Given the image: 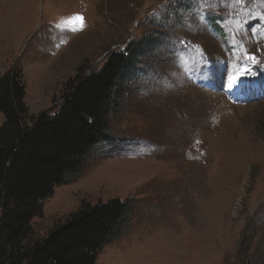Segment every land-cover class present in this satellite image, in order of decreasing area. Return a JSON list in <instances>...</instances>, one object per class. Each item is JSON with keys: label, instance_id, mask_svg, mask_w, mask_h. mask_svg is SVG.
Wrapping results in <instances>:
<instances>
[{"label": "rangeland", "instance_id": "rangeland-1", "mask_svg": "<svg viewBox=\"0 0 264 264\" xmlns=\"http://www.w3.org/2000/svg\"><path fill=\"white\" fill-rule=\"evenodd\" d=\"M143 38L151 43L121 85L112 142L53 188L27 241L82 201L132 199L97 264L212 261L183 222L210 195L226 211L221 264H264V0H0V73L22 68L28 123L57 109L77 68L87 75ZM230 76L244 88L230 90Z\"/></svg>", "mask_w": 264, "mask_h": 264}, {"label": "trees", "instance_id": "trees-1", "mask_svg": "<svg viewBox=\"0 0 264 264\" xmlns=\"http://www.w3.org/2000/svg\"><path fill=\"white\" fill-rule=\"evenodd\" d=\"M150 43L143 38L109 52L87 75L77 68L57 109L30 123L22 68L0 73V264H97L102 248L122 233L134 201L111 198L82 201L44 237L27 241L53 188L79 174L97 145L112 142L121 85Z\"/></svg>", "mask_w": 264, "mask_h": 264}, {"label": "bare ground", "instance_id": "bare-ground-1", "mask_svg": "<svg viewBox=\"0 0 264 264\" xmlns=\"http://www.w3.org/2000/svg\"><path fill=\"white\" fill-rule=\"evenodd\" d=\"M227 183L228 181H226L225 184ZM201 203L202 204L196 211L194 209H190L194 214L192 213L191 216L187 217L183 222L185 224H190L191 226L190 231L193 235L194 250L202 249V254H204V249H207L208 245L211 246L212 261L209 260L207 255H205V257L201 255L199 260L196 261H193V258H191L192 256H190V260L187 261V263L184 262L183 264H221L222 253L226 246V239L230 238L227 237L228 233L225 235V226L227 224L225 219L226 211L224 207H219L214 198L210 195H206L205 201L203 200ZM169 222L172 225L175 224L174 215H170ZM173 249L174 248L171 247L169 252L177 250V248L175 250ZM176 256L177 259H184V256H181L180 254H177Z\"/></svg>", "mask_w": 264, "mask_h": 264}, {"label": "snow or ice", "instance_id": "snow-or-ice-1", "mask_svg": "<svg viewBox=\"0 0 264 264\" xmlns=\"http://www.w3.org/2000/svg\"><path fill=\"white\" fill-rule=\"evenodd\" d=\"M77 19H80L79 17H77ZM251 59H255L254 57H250ZM244 82L241 81L238 77L235 76H230L228 79V84L227 87L230 90H236V89H243L244 88Z\"/></svg>", "mask_w": 264, "mask_h": 264}]
</instances>
